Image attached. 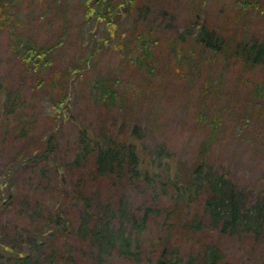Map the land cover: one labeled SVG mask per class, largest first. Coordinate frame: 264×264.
<instances>
[{"label": "trees", "instance_id": "trees-1", "mask_svg": "<svg viewBox=\"0 0 264 264\" xmlns=\"http://www.w3.org/2000/svg\"><path fill=\"white\" fill-rule=\"evenodd\" d=\"M35 1L41 2L40 11L34 7ZM229 1V13L235 15L236 23L242 22V27L252 17L264 21V0ZM22 2L23 0H0V31L8 32L10 62L19 71L17 89L9 85L0 86L3 89L0 90V117L6 121H0L1 141L7 140L5 137L8 136L14 144H18L30 135L29 116L20 122L14 121L26 112V87L41 90L47 84V92L55 107V118L59 120L66 114L74 84L81 77L82 69L88 66L73 64L71 61L62 66L58 62V49L61 50L69 40L64 34L68 32L76 10L82 13L79 23H76L80 32L87 21L104 22V32L98 38L96 48L107 42L124 49V57L133 65L135 73L139 71V75L143 78L147 76L150 81L157 77L154 63H158V58L154 47L160 43V35L157 34L156 21L158 13L163 16L168 13L166 9L160 7L156 13V9L149 3L138 5V0H77L75 4L72 0H30L28 11L22 13ZM134 8L138 11L136 19L141 18V21L133 29L132 35H129L120 30L119 22L122 12L132 11ZM153 10L154 14L151 15ZM198 15L184 26L170 23L173 17L165 24L171 26L166 45L176 59V67H187L186 77L189 80L194 65V68H198V63L214 62L217 57L221 64L231 60L230 64L243 66V73L261 66L262 75L249 79L251 87L247 94L251 97L244 99L242 117L237 118L231 133L246 137L247 141L248 133L255 130L250 140L252 150L264 153V125L257 121L253 123L250 117L253 108L258 109L259 115H262L264 108V36L260 40L254 34L247 38L243 33L238 38L237 30L234 29L233 34L227 37L221 26H211L207 19L203 20ZM39 30L56 35L55 40L44 41ZM117 68L85 77L81 83L86 88L81 92L107 110H111L118 102L126 101L127 90L134 83L132 77L135 74L124 79L114 71ZM219 83L218 80L215 86H218V90ZM215 87L211 78H206L204 91H211ZM198 117L208 128L198 156L189 167L179 159L176 160L175 150L166 143H158L148 159L143 156L138 140L145 127L140 121L134 124L127 140L109 137L105 142L107 129L104 125L96 137L88 134L87 126L80 127L79 150L72 165L86 166L91 159L90 166L87 165L90 173H86L89 179H95L97 175L113 174L116 178L114 184L123 186L127 182L138 193L143 194L141 202L119 195L115 203L107 201L95 206L91 204L94 201L91 195L93 192L86 194L77 190L84 204L75 232L80 239L88 235L89 248H84V254H91L96 264H105L108 260L111 262L114 255L139 262L143 256L151 259L149 255L153 251H159L155 264H231L229 253L220 244V237L209 242L202 252L190 250L185 257L180 252L181 243L175 240V236L179 235L176 233L182 232L183 227L192 232L193 239L202 232H216L218 236L225 237L250 235L252 241L261 245L264 250V187L255 188L239 183L235 172L217 166L210 159L212 148L216 140H220L225 126L223 113L217 109L212 113L203 110ZM56 145V135L51 133L47 138H42L41 147L39 143L35 150L23 145L12 160L8 158L9 154H5V158L9 159L4 194L1 195L7 201L3 203L6 204L5 211L13 205L21 189V181H17L16 177L26 172L30 164L39 165L52 155L56 158ZM30 149L32 150L25 154ZM83 179L82 176L79 180L82 185ZM160 197L178 203V209L174 203L177 213L184 207L191 208L198 203L197 216L184 221L180 230H176L179 218L170 220L166 223V231L159 232L150 240L147 234L148 223L150 216L160 210ZM23 203L30 204L28 197L24 198ZM23 203L20 207L21 214L29 220L26 219L27 222L19 226L17 221L14 225L15 234L11 236L7 232L3 237L4 241H0V264L2 261L12 264L75 262L71 251L73 242L68 247L64 245L70 235L69 230L72 229L69 212H62L60 204L43 213L41 209L28 210ZM33 217L43 219L36 222ZM56 234H60L63 245L57 243ZM243 264L255 263L249 260Z\"/></svg>", "mask_w": 264, "mask_h": 264}, {"label": "rangeland", "instance_id": "rangeland-1", "mask_svg": "<svg viewBox=\"0 0 264 264\" xmlns=\"http://www.w3.org/2000/svg\"><path fill=\"white\" fill-rule=\"evenodd\" d=\"M72 2L75 4L77 0H72ZM29 3H31L30 0H23L22 13L28 11ZM144 3H149L156 9V13L159 12L160 7L168 12L165 16L158 13L156 21L160 43L154 47L158 63H154L157 77L153 80L150 81L147 76L143 78L138 74L139 71L135 73L133 65L125 58L124 49L116 48L107 42L100 48H96V42L104 32V22L87 21L80 32L76 23H79L82 13L76 10L72 16L70 27L67 29L68 32L64 34V37L67 36L69 40L61 50L58 49V62L62 66L66 65L68 61L81 66L87 64L90 69H87L88 66L83 68L81 77L76 80L66 114L59 120L55 118V107L50 100L51 95L47 92V84L41 90H32L26 87L28 92L26 112L14 121L20 122L24 117L29 116L30 135L18 144H14L11 137L8 136L5 137L7 140H0V241H4L3 237L7 232L11 236L15 234L14 225L17 221L18 226L27 222L28 217L21 214L20 211L25 197H28L30 202L29 205L23 203L28 210L35 208L38 211L41 209L44 213L46 209H53L55 205L60 204L62 212H69L72 225V229L69 230L70 235L64 244L68 247L70 242H73L71 251L75 262L70 264H96L91 254H84L86 252L84 248L88 247V235H84V238L80 239L75 232L79 223L80 210L84 204L83 198L80 199L77 190L80 189L82 193L86 194L93 192L91 195L94 201L91 204L95 206L107 201L115 203L119 195H124L135 202H141L143 194L138 193L135 187L127 182L123 186L114 184L116 178L113 174L97 175L95 179H89L87 174L90 172H88L87 165L91 159L87 161L86 166L72 165L79 150L80 127L83 126H87L86 131L89 135L96 137L104 125V128L107 129L105 131L106 142L109 137L127 140L131 136L134 124L140 121L145 127L138 140L143 156L145 155L148 159L158 143H166L175 150L176 160L179 159L189 167L198 156L201 142L208 128L206 124L199 121V113L203 110L212 113L217 109L223 113L225 126L222 128L220 140L217 139L212 148L210 159L217 166L220 165L233 173L235 172L239 183L252 185L255 188L264 187V153L254 152L250 144L255 130L248 133L247 141L246 137L242 138L231 133L237 118L242 117L244 99L247 100L251 97L247 94L251 87L249 79L260 77L262 67L258 66L254 71L251 70L253 73L250 75V70L243 73V66L230 64L231 60L221 64L220 58L217 57L214 62L198 63V68H194V65L193 71L190 73V79H192L190 81L186 77L187 67L181 69L176 67V59L166 45L171 26H165L170 17H173L170 22L173 25L184 26L199 14L198 16H201L203 20L207 19L211 26H221L227 37H230L236 29L238 38L244 33L247 38L254 34L262 40L264 21L260 20L261 18L255 20L252 17L246 20V26L242 27V22L236 23L235 15L229 13L231 6L229 0H138V5ZM34 7L40 11L41 2L35 1ZM153 14L154 10L151 12V15ZM137 15L138 11L135 8L132 11L122 12L119 22L120 30L132 35L133 29L141 21V18L136 19ZM226 17L229 18L224 23ZM159 23L160 25H158ZM39 34L41 39L49 42H53L56 36L42 30H39ZM7 39L8 32L0 31V86L9 85L11 88H16L19 71L15 64L10 62ZM207 55L210 54L207 53ZM115 67L118 68L114 71L124 79L135 74L132 77L134 83L127 90L126 101L118 102L111 110H107L96 105L87 94L81 92L86 88L81 80L89 75ZM208 77L211 78L214 87L217 85V81H220L219 90L217 86L211 91H204L203 87ZM0 90H3L2 87ZM250 117L253 123L257 121L264 125V108L262 115L258 114L257 108H253ZM2 118L0 117V121L6 122ZM51 133L56 135V158L55 155H52L39 165L30 164V168H27L26 172L16 177L17 181H21V189L13 205L5 211L6 204L3 203H7V201H4L1 195L4 194L8 160H12L13 155L23 145L30 146L35 150L40 143L41 147L42 138H47ZM32 149L27 150L25 154ZM5 154H9V159L5 158L7 157ZM42 166L44 167L41 168ZM43 170L45 171L42 172ZM82 176L84 177L81 181L83 185L79 181ZM174 203L166 197L158 198L160 210L150 216L147 228L150 240L159 232L164 233L166 223H169L170 220L179 218L176 222V230H180L184 221H188L194 215L197 216L198 203H195L191 208L184 207V209L178 210L179 213L176 211L179 204L175 203V207ZM36 219L34 218L37 222L43 218ZM176 234L179 235L175 236V240L181 243L180 252L184 253L185 257L190 250L202 252L209 242L220 237V244L224 246L225 252L229 253L231 264H243L249 260L255 264H264V250L261 245L252 241L253 238L250 235L225 237L218 236L216 232H202L200 236H195L193 239L192 232H189L185 227L182 232ZM56 236L58 237L57 243L60 246L63 245L60 234H56ZM158 254L159 251H153L152 255H149L151 259H146L143 256L139 262L114 255L112 261L108 260L105 264H155ZM1 264L12 263L2 261Z\"/></svg>", "mask_w": 264, "mask_h": 264}]
</instances>
